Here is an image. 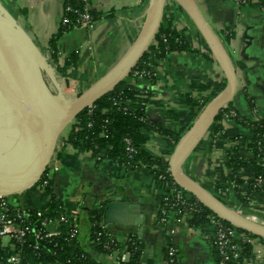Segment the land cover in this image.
<instances>
[{"label":"crops","instance_id":"1","mask_svg":"<svg viewBox=\"0 0 264 264\" xmlns=\"http://www.w3.org/2000/svg\"><path fill=\"white\" fill-rule=\"evenodd\" d=\"M149 1L90 0L93 27L71 29L55 42L54 51L48 42L58 32L65 0H0V16L18 28L39 53L42 59L38 67L47 87L57 93L53 78L61 76L79 95L128 49L144 22ZM194 2L220 37L235 68L237 91L228 105L241 120L224 117L227 105L186 160L184 172L230 209L264 225V193L250 188L259 163L247 147L253 138L252 126L259 123L264 144V14L256 4L237 7L230 0ZM162 23L176 32L188 49L167 52L162 58L156 57L159 52L150 51L145 66L155 70L156 76L151 80L129 79L128 83L149 93L146 118L181 136L193 120L188 101L208 103L222 90L225 80L203 40L175 4L166 3ZM65 64H69L66 69ZM193 104L192 111L196 112ZM141 133L147 137L142 149L168 164L178 141L176 136L158 131ZM235 138H243L244 143L238 148L242 161L234 171L229 160L238 145ZM56 157L60 172L53 185L62 214L76 221L80 242L99 263L118 264L115 255L107 257L95 251L84 220L91 211L100 207L103 211L107 203L115 202L107 215L108 223L102 227L125 249L129 238L136 240L138 264H166V247L170 244L177 251L179 264H216L210 224L189 225L187 217L176 221L172 214L165 225L159 222L164 187L148 169L125 171L115 162L96 161L79 149L65 148ZM12 203L42 210L47 205V193L33 186ZM55 228L56 223H51L47 229ZM244 243L251 253L240 264H264L262 239L238 233L235 244L240 249Z\"/></svg>","mask_w":264,"mask_h":264},{"label":"water","instance_id":"2","mask_svg":"<svg viewBox=\"0 0 264 264\" xmlns=\"http://www.w3.org/2000/svg\"><path fill=\"white\" fill-rule=\"evenodd\" d=\"M167 2L175 4L191 22L225 80L222 90L202 107L178 139L168 160L170 177L177 187L215 217L264 240V225L230 209L184 172L186 160L221 111L232 102L238 85L231 58L194 0H150L144 22L128 49L87 89L67 103L57 99L54 95L58 93L52 94L47 87L38 67V60L42 58L29 39L0 16V195L21 194L42 178L63 131L88 106L127 79L147 53L160 28ZM46 71L52 75L48 68ZM114 206L115 202L104 206L101 226L108 223L107 215Z\"/></svg>","mask_w":264,"mask_h":264},{"label":"trees","instance_id":"3","mask_svg":"<svg viewBox=\"0 0 264 264\" xmlns=\"http://www.w3.org/2000/svg\"><path fill=\"white\" fill-rule=\"evenodd\" d=\"M259 2L260 4H264V0H259ZM256 5L258 6V4ZM68 9L69 11H67ZM78 11L79 5L77 0H65L63 5V18L67 19V23L63 24L61 20L58 32L49 40L48 46L52 51H54V44L60 38V36L68 33L71 29L76 28ZM91 15L95 20V16L92 12ZM187 49L188 46L186 42L176 32L170 30L169 27H165L162 23L153 41V44L149 47L144 57L139 61L137 68H140L146 64V58L147 55L150 54V51L159 52L156 57L162 58L167 52ZM67 66H69V64H65L64 69H66ZM129 79L130 75L111 93L107 94L94 103V108L91 113H88L87 110H84L77 116V118L69 125L68 130L66 131L67 143L74 149L89 151L91 157H93L95 160L100 155L101 159L99 161L109 160L111 162H115L116 164H125L129 162V160L124 150L125 146L123 140L125 137H129L132 141L133 147L136 150L133 158L130 160V164L146 166L155 179L158 180L160 175L164 176V180L159 182L162 183L165 189H170L172 187L174 188L169 174L166 173L168 164L163 163L160 159L152 155H149L142 149V144L146 141L147 137L141 132L142 130L158 131L164 136H176V139H179L181 133L174 134L173 132L161 129L146 118L144 108L149 93L139 91L137 88L131 86L128 83ZM48 88L52 94H55L50 85ZM113 98L120 102L121 105L116 107L113 106L111 102V99ZM126 102L131 105V108L127 111H124L121 107L122 104ZM188 103L191 108L192 119L196 117L201 108L206 104H193L191 101H188ZM192 104L193 106L196 105V112L192 111ZM230 106L231 105H228L225 111H234ZM233 120L238 121L241 119L236 114V118ZM88 124H90V126H88ZM252 127L253 138L248 143L247 147L251 150L254 160L259 161L257 157H261L264 154L263 151L262 154L259 151L260 146H264L262 140L263 127L260 123L253 125ZM100 134L103 135L101 136ZM235 140L238 141V145L233 149L229 160L230 166L234 171L239 167L242 161L240 154L238 153V148L244 143L243 138H235ZM259 176H264V167H260L258 165L255 178ZM42 178L43 180L45 179V177ZM253 184L254 182L250 183L251 191L264 193V186L255 188ZM45 191L50 199L48 203V209L43 213L42 218L55 220L63 213V210L55 193L53 182H48V186L46 187ZM189 197L190 199L186 201L185 205H174V207L171 209H169V206H171L170 204H174L175 201L173 196L168 197L166 204L161 203L160 205L158 215L159 222L165 225L169 219L168 215L172 214L170 212H179V214L172 215L174 216V219H180L185 211H190L188 212L189 225L200 226L207 223L210 224L214 230V227L210 221V217L214 215L197 203L192 196ZM162 210L165 212L168 211L167 215L163 216L161 214ZM24 211H27L26 215L24 216V220L26 224L33 228V232L23 245H16V247L20 250V264H43L53 262H57L59 264H101L80 242L78 225L76 236L73 238L62 236L51 240H36L34 238V232L38 230L40 219L32 216L33 211H28L26 207ZM101 212L102 207L91 211L88 215H86L84 222L88 226L90 240L96 245L95 251L102 253L105 256H110L113 254L115 247L112 244L106 243V236L108 233L103 227H100ZM163 218L165 219V222L161 221ZM221 223L224 226L231 228L229 224L225 222ZM237 232L243 233L248 237H252L251 235H248L240 230H237ZM135 241L136 240L131 237L126 242V249L129 250L131 254L130 260L126 264L139 263V250ZM262 241L264 242V240ZM33 246H36L37 248L34 249ZM170 246L174 249V264H179L177 262V251L172 244L166 247V264H169L167 249ZM214 250L217 264L219 261V256L215 248ZM250 250L251 248L248 244H242V247H240L239 257L235 264H240L243 259L248 258L251 253Z\"/></svg>","mask_w":264,"mask_h":264},{"label":"built area","instance_id":"4","mask_svg":"<svg viewBox=\"0 0 264 264\" xmlns=\"http://www.w3.org/2000/svg\"><path fill=\"white\" fill-rule=\"evenodd\" d=\"M79 5V11L77 13L78 19L76 23V28H84L86 30H90L94 25V19L91 15L90 10V1L89 0H77ZM233 2L237 7L250 5V4H258L259 10L264 14V4H260L257 0H230ZM69 11V9L67 10ZM62 23L66 24L67 19L62 17ZM156 76L155 70L147 67L142 66L140 68H137V66L133 69V71L130 74V79H140V80H151ZM55 85L57 88L58 97L62 99V101H65V103L75 99L78 94L71 86H68L66 83V78L61 76H55L54 77ZM145 92V90H143ZM113 106H120L121 103L118 102L116 99H111ZM94 106L90 105L85 110L88 111V113H91ZM122 110L127 111L131 108V105L126 102L122 104ZM224 117L234 119L236 118V113L234 111H228L227 113H224ZM90 126V124H88ZM78 129V128H77ZM76 130V129H75ZM101 136L103 134H100ZM124 150L126 153V156L129 160V162L125 164H119L121 167L125 169V171H130L137 168H144L148 169L146 166L142 165H131L130 160L133 158V155L135 154L136 150L132 145V141L129 137H125L124 140ZM260 146V143H259ZM71 147L67 143V136L66 133L60 136V138L57 141V149L53 155L52 161L50 162L46 172L34 186L40 189L41 191H45L46 187L48 186V182H54L55 176L60 172V166L59 162L57 160V153L59 150ZM72 148V147H71ZM259 151L262 154V151L264 152V146H260ZM90 154L89 151H86ZM259 159L258 163L260 167H264V154L261 157H257ZM101 159V156L99 155L96 160L99 161ZM130 167V168H129ZM149 170V169H148ZM166 173L169 174V168H167ZM171 178V177H170ZM164 180V176L160 175L158 177V181L162 182ZM172 180V179H171ZM253 186L261 187L264 186V176H259L257 178H254ZM162 184V183H161ZM172 185L174 188H164V195L161 198V203H165L168 201V197L173 196L174 197V204H170L169 209L173 208L174 205L182 204L185 205L186 201L190 199V195L183 189L177 187L174 182L172 181ZM19 195V194H18ZM18 195H0V264H20V250L16 247V245H23L27 239L29 238L30 234L33 232V228L30 227L28 224H26L24 220V216L26 215L27 211H24L25 208H21L17 205H14L12 201L18 196ZM50 197L47 194V205L42 210H31L32 216L40 219L38 230L34 232V238L36 240H51L58 237H69L73 238L76 236L77 233V223L74 219L70 220L65 215L61 214L57 219L55 220H49V218H42V215L45 211L48 209V203H49ZM197 202V201H196ZM198 203V202H197ZM28 211L30 209L26 208ZM170 212V210H169ZM190 212V211H188ZM188 212H184L182 215L185 217H189ZM168 211H161V214L163 216L167 215ZM174 215L179 214V212H170ZM213 215V214H212ZM179 219H176L178 221ZM162 222H165V219L163 218L161 220ZM211 224L214 227V237H213V247L216 249L219 261L217 264H235L236 260L239 257L240 249L235 244V238L238 234L237 229L224 226L221 222L222 220L218 219L215 216L210 217ZM255 222V221H254ZM51 223H56L55 230H48V226ZM100 227H102L100 225ZM106 243L112 244L115 247V250L113 251L112 255L116 256L117 263L118 264H126L129 262L131 254L130 251L125 249L120 245L119 242L115 241L111 236H106ZM34 249H36V246H33ZM108 257V256H107ZM167 257H168V263L174 264L175 258H174V249L170 246L167 249Z\"/></svg>","mask_w":264,"mask_h":264},{"label":"rangeland","instance_id":"5","mask_svg":"<svg viewBox=\"0 0 264 264\" xmlns=\"http://www.w3.org/2000/svg\"><path fill=\"white\" fill-rule=\"evenodd\" d=\"M57 99H59L58 98V94L57 95H54ZM69 127V126H68ZM68 127L63 131V134H65L66 133V131L68 130ZM67 148H69V149H74V148H71V147H67ZM65 149V148H64ZM61 150H63V149H61ZM61 150H59V152L61 151Z\"/></svg>","mask_w":264,"mask_h":264}]
</instances>
